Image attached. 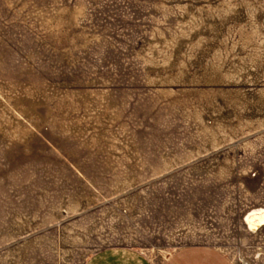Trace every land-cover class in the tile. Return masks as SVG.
I'll return each mask as SVG.
<instances>
[{"label": "rangeland", "instance_id": "obj_1", "mask_svg": "<svg viewBox=\"0 0 264 264\" xmlns=\"http://www.w3.org/2000/svg\"><path fill=\"white\" fill-rule=\"evenodd\" d=\"M259 208L264 0H0V264H264Z\"/></svg>", "mask_w": 264, "mask_h": 264}, {"label": "crops", "instance_id": "obj_2", "mask_svg": "<svg viewBox=\"0 0 264 264\" xmlns=\"http://www.w3.org/2000/svg\"><path fill=\"white\" fill-rule=\"evenodd\" d=\"M87 264H153L141 253L110 248L93 256ZM162 264H235L223 251L204 244H192L174 251Z\"/></svg>", "mask_w": 264, "mask_h": 264}, {"label": "bare ground", "instance_id": "obj_3", "mask_svg": "<svg viewBox=\"0 0 264 264\" xmlns=\"http://www.w3.org/2000/svg\"><path fill=\"white\" fill-rule=\"evenodd\" d=\"M246 225L252 232H257L264 227V208L251 211L246 217Z\"/></svg>", "mask_w": 264, "mask_h": 264}, {"label": "built area", "instance_id": "obj_4", "mask_svg": "<svg viewBox=\"0 0 264 264\" xmlns=\"http://www.w3.org/2000/svg\"><path fill=\"white\" fill-rule=\"evenodd\" d=\"M243 262V261H242ZM242 264H245L244 262Z\"/></svg>", "mask_w": 264, "mask_h": 264}]
</instances>
